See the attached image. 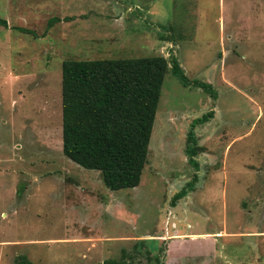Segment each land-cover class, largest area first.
Returning a JSON list of instances; mask_svg holds the SVG:
<instances>
[{"label":"rangeland","instance_id":"374dc122","mask_svg":"<svg viewBox=\"0 0 264 264\" xmlns=\"http://www.w3.org/2000/svg\"><path fill=\"white\" fill-rule=\"evenodd\" d=\"M0 19V264H264V0H0ZM146 55L187 82L166 71L139 182L110 190L62 154L61 62Z\"/></svg>","mask_w":264,"mask_h":264},{"label":"trees","instance_id":"16d2710c","mask_svg":"<svg viewBox=\"0 0 264 264\" xmlns=\"http://www.w3.org/2000/svg\"><path fill=\"white\" fill-rule=\"evenodd\" d=\"M0 19V24H4ZM169 70L182 83L187 78L173 56L136 58H67L60 66L61 151L79 166L96 170L110 189L138 184L146 163L147 144L163 76ZM195 85L203 86L194 82ZM212 116L205 113L201 124ZM190 134V135H189ZM185 136V155L193 159L197 147ZM194 141V140H193ZM188 189L177 191L180 198ZM122 251L118 259L101 264H128ZM18 264H30L25 257ZM153 264H160L154 259Z\"/></svg>","mask_w":264,"mask_h":264}]
</instances>
